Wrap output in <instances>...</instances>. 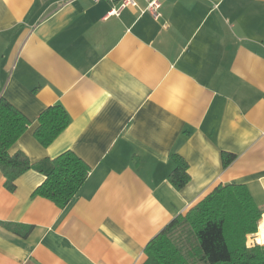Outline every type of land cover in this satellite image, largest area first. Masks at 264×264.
I'll list each match as a JSON object with an SVG mask.
<instances>
[{
  "label": "crops",
  "instance_id": "crops-1",
  "mask_svg": "<svg viewBox=\"0 0 264 264\" xmlns=\"http://www.w3.org/2000/svg\"><path fill=\"white\" fill-rule=\"evenodd\" d=\"M160 1L155 17L148 0L118 14L109 0H0V98L31 122L10 153L72 150L90 167L65 207L34 194L43 173L10 191L0 168V264H144L166 225L229 183L263 210L264 246V0ZM55 104L70 123L43 146L34 131Z\"/></svg>",
  "mask_w": 264,
  "mask_h": 264
},
{
  "label": "trees",
  "instance_id": "trees-1",
  "mask_svg": "<svg viewBox=\"0 0 264 264\" xmlns=\"http://www.w3.org/2000/svg\"><path fill=\"white\" fill-rule=\"evenodd\" d=\"M34 131L43 146L50 145L69 125L70 116L61 104L48 106L39 116ZM30 120L4 97L0 98V168L5 186L16 189V180L35 169L45 180L34 194L67 206L85 183L90 167L74 151L55 158L32 161L24 151L10 148L27 131ZM224 167L235 155L222 154ZM177 166L169 179L178 189L190 180L188 162L176 156ZM263 210L245 184H219L185 215L175 217L146 246L144 264H264V246H248L247 235L256 233ZM6 227L27 236L32 226L6 223Z\"/></svg>",
  "mask_w": 264,
  "mask_h": 264
},
{
  "label": "built area",
  "instance_id": "built-area-1",
  "mask_svg": "<svg viewBox=\"0 0 264 264\" xmlns=\"http://www.w3.org/2000/svg\"><path fill=\"white\" fill-rule=\"evenodd\" d=\"M98 1V0H96ZM112 2H117V5L114 6L112 12L120 13V11L129 6H137V0H109ZM161 1L160 0H148L147 9L152 12L155 17L160 16Z\"/></svg>",
  "mask_w": 264,
  "mask_h": 264
},
{
  "label": "rangeland",
  "instance_id": "rangeland-1",
  "mask_svg": "<svg viewBox=\"0 0 264 264\" xmlns=\"http://www.w3.org/2000/svg\"><path fill=\"white\" fill-rule=\"evenodd\" d=\"M256 233H250V234L247 235V242H248L250 247L254 246L255 244H258L257 242L253 241L255 239ZM257 238H258V236H257Z\"/></svg>",
  "mask_w": 264,
  "mask_h": 264
},
{
  "label": "bare ground",
  "instance_id": "bare-ground-1",
  "mask_svg": "<svg viewBox=\"0 0 264 264\" xmlns=\"http://www.w3.org/2000/svg\"><path fill=\"white\" fill-rule=\"evenodd\" d=\"M262 225V224H261ZM264 233V226L262 227V230H261V235ZM261 235H260V241H261ZM262 242V241H261Z\"/></svg>",
  "mask_w": 264,
  "mask_h": 264
}]
</instances>
